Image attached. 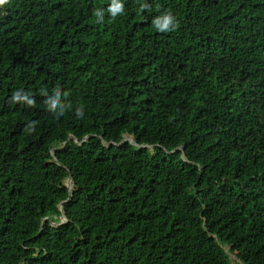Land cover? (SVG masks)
Here are the masks:
<instances>
[{"label": "trees", "instance_id": "16d2710c", "mask_svg": "<svg viewBox=\"0 0 264 264\" xmlns=\"http://www.w3.org/2000/svg\"><path fill=\"white\" fill-rule=\"evenodd\" d=\"M0 264H264V0L0 4Z\"/></svg>", "mask_w": 264, "mask_h": 264}, {"label": "water", "instance_id": "95a60500", "mask_svg": "<svg viewBox=\"0 0 264 264\" xmlns=\"http://www.w3.org/2000/svg\"><path fill=\"white\" fill-rule=\"evenodd\" d=\"M87 137H88V135H86L85 138H87ZM126 141H130L132 144H135V142H134L132 139H130L129 137H123L122 140L120 141V143H124V142H126ZM142 147H143V146H142ZM52 154H53V153H52ZM70 182H71V178L69 177V178H68V181H67V185H69ZM61 218H62V216L59 217V219H61ZM42 223H43V221H42Z\"/></svg>", "mask_w": 264, "mask_h": 264}, {"label": "clouds", "instance_id": "9594fccd", "mask_svg": "<svg viewBox=\"0 0 264 264\" xmlns=\"http://www.w3.org/2000/svg\"><path fill=\"white\" fill-rule=\"evenodd\" d=\"M6 2H7V0H0V4H4Z\"/></svg>", "mask_w": 264, "mask_h": 264}, {"label": "rangeland", "instance_id": "374dc122", "mask_svg": "<svg viewBox=\"0 0 264 264\" xmlns=\"http://www.w3.org/2000/svg\"><path fill=\"white\" fill-rule=\"evenodd\" d=\"M233 258V257H232Z\"/></svg>", "mask_w": 264, "mask_h": 264}]
</instances>
